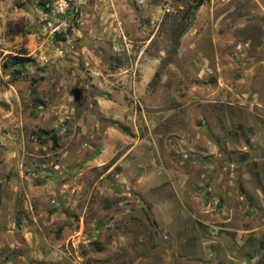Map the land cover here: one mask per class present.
Masks as SVG:
<instances>
[{"label": "rangeland", "instance_id": "obj_1", "mask_svg": "<svg viewBox=\"0 0 264 264\" xmlns=\"http://www.w3.org/2000/svg\"><path fill=\"white\" fill-rule=\"evenodd\" d=\"M38 1L0 0V264H264V0Z\"/></svg>", "mask_w": 264, "mask_h": 264}, {"label": "trees", "instance_id": "obj_2", "mask_svg": "<svg viewBox=\"0 0 264 264\" xmlns=\"http://www.w3.org/2000/svg\"><path fill=\"white\" fill-rule=\"evenodd\" d=\"M38 6L44 14L50 13V1L49 0H39ZM176 45H177V38H175V40L173 42V45H172L173 49L176 48ZM29 62H31V59L29 57L15 55V56L8 58L7 64L3 65V68L14 67L16 65H21V64H25V63H29ZM39 134L48 135V139L50 140L51 147L53 149H55L57 147V145H56L57 137H56V135H54V133H47L45 131H40ZM253 168H254V166H253ZM253 176L255 177V180L258 182V174L256 171H253Z\"/></svg>", "mask_w": 264, "mask_h": 264}, {"label": "built area", "instance_id": "obj_3", "mask_svg": "<svg viewBox=\"0 0 264 264\" xmlns=\"http://www.w3.org/2000/svg\"><path fill=\"white\" fill-rule=\"evenodd\" d=\"M165 1H166L165 10L168 11V6L170 5L171 0H165ZM64 9H65V0H56L51 3L50 11L54 14L62 13Z\"/></svg>", "mask_w": 264, "mask_h": 264}]
</instances>
